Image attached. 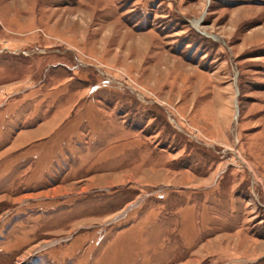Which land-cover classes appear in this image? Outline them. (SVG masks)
Instances as JSON below:
<instances>
[{
    "label": "rangeland",
    "instance_id": "1",
    "mask_svg": "<svg viewBox=\"0 0 264 264\" xmlns=\"http://www.w3.org/2000/svg\"><path fill=\"white\" fill-rule=\"evenodd\" d=\"M0 264H264V0H0Z\"/></svg>",
    "mask_w": 264,
    "mask_h": 264
},
{
    "label": "crops",
    "instance_id": "2",
    "mask_svg": "<svg viewBox=\"0 0 264 264\" xmlns=\"http://www.w3.org/2000/svg\"><path fill=\"white\" fill-rule=\"evenodd\" d=\"M134 50H137L138 51V53H139V49L137 48V47H135V46H131V48L129 49V51L130 52H134ZM134 53H136V52H134ZM137 54V53H136ZM126 55H127V52H125V54L124 55H121V57L123 56V58H126ZM138 55V54H137ZM136 55V56H137ZM128 56V55H127ZM161 69H162V67H161ZM163 70V69H162Z\"/></svg>",
    "mask_w": 264,
    "mask_h": 264
},
{
    "label": "bare ground",
    "instance_id": "3",
    "mask_svg": "<svg viewBox=\"0 0 264 264\" xmlns=\"http://www.w3.org/2000/svg\"><path fill=\"white\" fill-rule=\"evenodd\" d=\"M196 22H197V21L195 20V21H194V24H196Z\"/></svg>",
    "mask_w": 264,
    "mask_h": 264
}]
</instances>
